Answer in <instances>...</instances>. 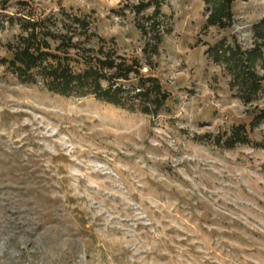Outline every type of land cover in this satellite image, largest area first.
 Instances as JSON below:
<instances>
[{
	"label": "rangeland",
	"instance_id": "1",
	"mask_svg": "<svg viewBox=\"0 0 264 264\" xmlns=\"http://www.w3.org/2000/svg\"><path fill=\"white\" fill-rule=\"evenodd\" d=\"M150 1L0 0V59L7 17L63 9L143 63L153 8L132 9ZM161 12L170 32L142 69L170 96L156 117L20 84L0 65V264H264V146L210 142L248 128L264 95L243 104L208 52L250 47L264 0H236L226 29L204 28L199 0ZM250 138L264 145V126Z\"/></svg>",
	"mask_w": 264,
	"mask_h": 264
},
{
	"label": "trees",
	"instance_id": "2",
	"mask_svg": "<svg viewBox=\"0 0 264 264\" xmlns=\"http://www.w3.org/2000/svg\"><path fill=\"white\" fill-rule=\"evenodd\" d=\"M167 0H151L133 7L139 15L148 7L153 11L145 17L139 30L145 38L141 49L144 62L137 57L120 54L114 39L107 41L92 30L90 22L60 9L44 17L32 14L7 17L1 27H15L16 33L4 44L7 56L0 65L20 84L63 97H93L128 112L156 117L170 96L159 79L142 73L143 65L151 67V59L159 55V46L170 29L165 25L162 6ZM204 5V28H228L233 20L236 0H199ZM252 44L243 48L220 42L209 49L214 62L224 64L230 74L229 88L243 104H250L264 95V18L251 27ZM262 70V74L259 73ZM264 126V108L256 109L249 127L232 126L224 135L210 142L224 150L237 146L260 147L250 135Z\"/></svg>",
	"mask_w": 264,
	"mask_h": 264
}]
</instances>
